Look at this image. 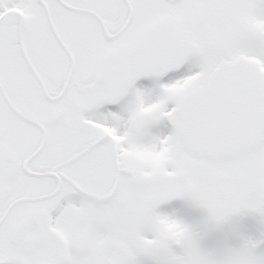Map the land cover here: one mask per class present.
I'll use <instances>...</instances> for the list:
<instances>
[{
  "label": "snow or ice",
  "instance_id": "obj_1",
  "mask_svg": "<svg viewBox=\"0 0 264 264\" xmlns=\"http://www.w3.org/2000/svg\"><path fill=\"white\" fill-rule=\"evenodd\" d=\"M0 264H264V0H0Z\"/></svg>",
  "mask_w": 264,
  "mask_h": 264
}]
</instances>
